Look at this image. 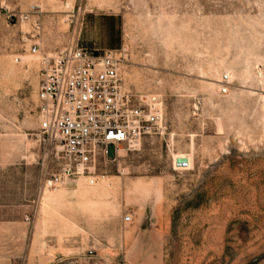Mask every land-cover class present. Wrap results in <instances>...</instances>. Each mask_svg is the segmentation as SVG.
Masks as SVG:
<instances>
[{
  "label": "rangeland",
  "instance_id": "obj_1",
  "mask_svg": "<svg viewBox=\"0 0 264 264\" xmlns=\"http://www.w3.org/2000/svg\"><path fill=\"white\" fill-rule=\"evenodd\" d=\"M33 43L116 49L125 86L162 99L163 134L102 165L108 186L40 191L58 149L37 136ZM0 253L15 264H264V0H0Z\"/></svg>",
  "mask_w": 264,
  "mask_h": 264
},
{
  "label": "built area",
  "instance_id": "obj_2",
  "mask_svg": "<svg viewBox=\"0 0 264 264\" xmlns=\"http://www.w3.org/2000/svg\"><path fill=\"white\" fill-rule=\"evenodd\" d=\"M37 12L31 6L19 19ZM30 51L39 58L41 76L35 93L37 136L51 151L58 149L57 171L43 176L41 192L55 190L68 179L108 186L102 165L115 162L120 152L136 150L144 137L163 134L162 99L125 86L120 51H92L70 44L45 53L37 43ZM225 91L222 86L221 92ZM122 221L131 222V216Z\"/></svg>",
  "mask_w": 264,
  "mask_h": 264
},
{
  "label": "crops",
  "instance_id": "obj_3",
  "mask_svg": "<svg viewBox=\"0 0 264 264\" xmlns=\"http://www.w3.org/2000/svg\"><path fill=\"white\" fill-rule=\"evenodd\" d=\"M0 264H15V259L9 254L0 253Z\"/></svg>",
  "mask_w": 264,
  "mask_h": 264
},
{
  "label": "water",
  "instance_id": "obj_4",
  "mask_svg": "<svg viewBox=\"0 0 264 264\" xmlns=\"http://www.w3.org/2000/svg\"><path fill=\"white\" fill-rule=\"evenodd\" d=\"M176 164L178 166H185V165H187V159H185V158H178V159H176Z\"/></svg>",
  "mask_w": 264,
  "mask_h": 264
}]
</instances>
